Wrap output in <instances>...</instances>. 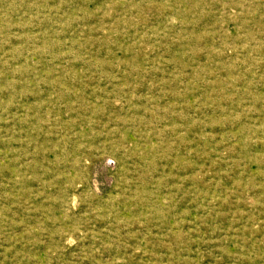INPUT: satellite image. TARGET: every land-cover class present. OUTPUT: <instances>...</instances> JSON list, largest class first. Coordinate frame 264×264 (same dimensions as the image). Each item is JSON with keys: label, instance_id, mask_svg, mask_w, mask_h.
Returning <instances> with one entry per match:
<instances>
[{"label": "rangeland", "instance_id": "1", "mask_svg": "<svg viewBox=\"0 0 264 264\" xmlns=\"http://www.w3.org/2000/svg\"><path fill=\"white\" fill-rule=\"evenodd\" d=\"M0 264H264V0H0Z\"/></svg>", "mask_w": 264, "mask_h": 264}]
</instances>
